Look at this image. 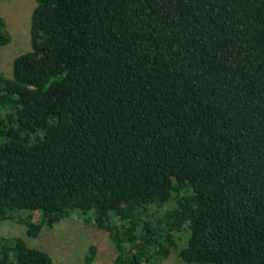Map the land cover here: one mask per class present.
Here are the masks:
<instances>
[{
	"label": "trees",
	"instance_id": "16d2710c",
	"mask_svg": "<svg viewBox=\"0 0 264 264\" xmlns=\"http://www.w3.org/2000/svg\"><path fill=\"white\" fill-rule=\"evenodd\" d=\"M34 2L0 74V221L90 214L114 264H264V0ZM0 264L52 261L14 240Z\"/></svg>",
	"mask_w": 264,
	"mask_h": 264
},
{
	"label": "rangeland",
	"instance_id": "374dc122",
	"mask_svg": "<svg viewBox=\"0 0 264 264\" xmlns=\"http://www.w3.org/2000/svg\"><path fill=\"white\" fill-rule=\"evenodd\" d=\"M34 7V0H0V17L10 36L8 45L0 49V74L3 77L10 78L13 59L30 50L29 26ZM78 213L71 212L73 215L70 214L53 227H34L40 224L37 213H33L27 223L0 221V241L12 243L18 240L28 248L48 255L52 264H87L92 254L90 248L94 247L91 264H114V243L106 233L87 222L90 214ZM20 216H27V213ZM176 252L175 249L171 250L162 264H180Z\"/></svg>",
	"mask_w": 264,
	"mask_h": 264
}]
</instances>
